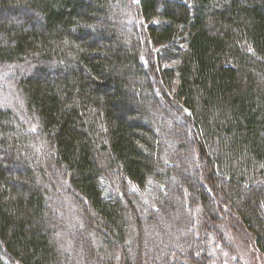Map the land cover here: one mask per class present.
I'll return each instance as SVG.
<instances>
[{
  "label": "trees",
  "instance_id": "trees-1",
  "mask_svg": "<svg viewBox=\"0 0 264 264\" xmlns=\"http://www.w3.org/2000/svg\"><path fill=\"white\" fill-rule=\"evenodd\" d=\"M15 64L0 264L207 260L227 219L264 252V0H0Z\"/></svg>",
  "mask_w": 264,
  "mask_h": 264
},
{
  "label": "rangeland",
  "instance_id": "rangeland-1",
  "mask_svg": "<svg viewBox=\"0 0 264 264\" xmlns=\"http://www.w3.org/2000/svg\"><path fill=\"white\" fill-rule=\"evenodd\" d=\"M17 65L15 64L13 68H7L9 69L7 71L0 70V108L13 110L17 107L18 101L21 100L20 90L15 83L23 77L24 72L28 71L29 68H22ZM5 73L10 76L13 73H19V76L15 79L10 78V76L3 77ZM35 126L38 127L37 124ZM205 181L211 189H215L212 181L211 183L208 179ZM206 183L204 182L205 185ZM59 184L61 185V183ZM67 208L68 206H66ZM66 212L68 211L66 210ZM224 217H226V214ZM221 226L224 227V230L221 229ZM218 232V234L211 235L209 239L211 241L210 249L213 248L215 255L218 254L223 258L221 264H264V255L257 252L253 247L255 235L246 226L244 227L236 220L227 219L224 223L219 224ZM218 256L216 259H218Z\"/></svg>",
  "mask_w": 264,
  "mask_h": 264
},
{
  "label": "bare ground",
  "instance_id": "bare-ground-1",
  "mask_svg": "<svg viewBox=\"0 0 264 264\" xmlns=\"http://www.w3.org/2000/svg\"><path fill=\"white\" fill-rule=\"evenodd\" d=\"M45 186H48L47 187V191H46V202L49 205V207L53 209V211L57 212L59 215H63L64 213H66V203L69 202V201H71L69 206H71L72 210H74L76 205H75V203L72 200H74L75 197L74 196H70V194H68V191L65 188H63L58 182L55 183V181L50 179L49 184L45 185ZM61 196L66 197L67 200H68L65 203V205L61 204V203H59L57 201L58 197H61ZM187 201H188V199H187ZM218 228H219V224H218ZM213 232L214 231H212V233ZM57 238L63 241V239L65 238V235L64 234H60ZM253 247H254V249H256L257 252H259L260 254L264 255V252L257 246L255 238H254ZM201 252L202 251H199V254H196L195 256L196 257L205 258L208 255L207 260L206 259H200L198 261H192L191 263L190 262H186V264H197L199 262L203 264L204 260H206L205 264H221V261H222L223 258L218 256V254H217L218 259H216L217 256L215 255L213 249L211 250V249L208 248L207 251L204 250L203 252H204V254L206 256L204 254H202ZM16 264H18V263H16Z\"/></svg>",
  "mask_w": 264,
  "mask_h": 264
}]
</instances>
